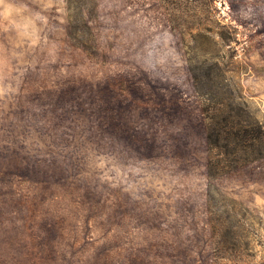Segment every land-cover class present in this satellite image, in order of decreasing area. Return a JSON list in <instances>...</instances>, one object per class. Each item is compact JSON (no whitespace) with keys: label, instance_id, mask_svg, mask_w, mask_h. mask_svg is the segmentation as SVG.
Instances as JSON below:
<instances>
[{"label":"rangeland","instance_id":"374dc122","mask_svg":"<svg viewBox=\"0 0 264 264\" xmlns=\"http://www.w3.org/2000/svg\"><path fill=\"white\" fill-rule=\"evenodd\" d=\"M200 1L98 0L91 57L66 0H0V264H216L196 27L264 124V0ZM214 184L264 219V158Z\"/></svg>","mask_w":264,"mask_h":264},{"label":"trees","instance_id":"16d2710c","mask_svg":"<svg viewBox=\"0 0 264 264\" xmlns=\"http://www.w3.org/2000/svg\"><path fill=\"white\" fill-rule=\"evenodd\" d=\"M161 2L167 6L170 0ZM202 2L207 6L213 4V0ZM66 3L70 41L94 57L99 51L89 20L98 14V0H66ZM214 24L202 20L196 29L199 28V36L203 38L215 33L218 53L199 66H191L205 120L207 208L214 260L216 264H264V219L214 184L218 177L264 158V124L244 92L240 82L243 69L237 66L233 53L228 62H233L234 68H225L227 61L220 50L229 44L230 37L226 32L215 31ZM257 245L263 248L260 255Z\"/></svg>","mask_w":264,"mask_h":264}]
</instances>
